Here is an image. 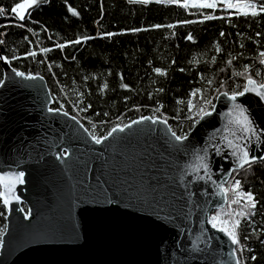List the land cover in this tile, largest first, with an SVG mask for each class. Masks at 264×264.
Returning <instances> with one entry per match:
<instances>
[{"label": "water", "instance_id": "1", "mask_svg": "<svg viewBox=\"0 0 264 264\" xmlns=\"http://www.w3.org/2000/svg\"><path fill=\"white\" fill-rule=\"evenodd\" d=\"M4 57L0 173L25 175L9 193L0 264H235L237 246L210 216L227 206L233 173L249 167H238L236 146L264 162V96L219 94L183 142L169 122L145 120L98 145L54 111L43 76L19 77ZM240 109L254 132L239 130Z\"/></svg>", "mask_w": 264, "mask_h": 264}, {"label": "trees", "instance_id": "2", "mask_svg": "<svg viewBox=\"0 0 264 264\" xmlns=\"http://www.w3.org/2000/svg\"><path fill=\"white\" fill-rule=\"evenodd\" d=\"M17 2L23 0H0L5 10L0 15V53L15 69L43 76L53 96L52 108L76 116L98 136L149 116L167 119L178 135H188L201 107L210 112L219 94L243 90L246 76L235 73L244 72L245 65L251 66L254 79L264 81V12L245 16L232 9L184 8L161 0H40L20 21L10 11ZM209 14L221 18L205 20ZM77 39L81 42L72 43ZM235 181L240 188L233 191ZM225 190L228 204L212 212L210 220L227 219L228 214L240 219L241 264H264V162L234 172ZM247 192L257 201L254 214H248L244 199L232 203L238 193ZM7 214L0 198V239Z\"/></svg>", "mask_w": 264, "mask_h": 264}, {"label": "snow or ice", "instance_id": "3", "mask_svg": "<svg viewBox=\"0 0 264 264\" xmlns=\"http://www.w3.org/2000/svg\"><path fill=\"white\" fill-rule=\"evenodd\" d=\"M40 2V0H23V2H17L15 3V5L11 8V13L14 14L16 16V18L20 21H24L27 17L25 15L26 11L30 8H32L33 6L37 5ZM129 2L131 3H143V4H147L150 2V0H129ZM156 2H160V0H156ZM168 3H176L184 8H196V9H212V10H216L218 7L221 8L222 10H229V9H236V14H243L245 16L247 15H252V16H257L260 13L264 12V0H258L259 2V9L257 10V0H249V2H245L243 4V8L244 9H251V11H241V9L237 8V5L234 4L232 2V0H167ZM5 13V10L3 8H0V15H3ZM74 14H78L75 13V10H73ZM28 16H30V12L28 13ZM216 18H221V17H217L214 14H209V15H205L204 19L208 20V19H216ZM195 21H185L184 23H194ZM23 26V25H21ZM154 27H161L160 25H156ZM168 27H175V25H168ZM108 35H112V34H108ZM221 35H224V33H221ZM259 35V34H258ZM84 39H89V37H85ZM187 39L191 40L192 36L189 35L187 37ZM81 41L79 39H77L76 41H73L72 43H80ZM0 43H3V40H0ZM59 47L63 48L64 45H58ZM243 45H241L242 47ZM219 50V49H218ZM42 51H49V49H43ZM28 55L31 56H36L37 53L36 52H30L28 53ZM260 63L264 64V52L260 53ZM3 59H5L7 61V58L4 57ZM229 64H231V60L228 61ZM251 66L250 65H245L244 66V72H237L235 73V75L238 76H246V84L243 86V90L241 91H233L230 99L235 101L237 96H242L244 95L246 92H257L258 95L264 96V91H257L258 89L264 90V81L258 82L256 79L253 78V76L251 74H249V68ZM182 70V69H181ZM155 71L160 74V75H166L165 72H163L161 69L157 68L155 69ZM15 74L19 77L22 78H26L29 80L32 79H36V76H33L31 74H28L26 76V74L24 72H15ZM256 75H259V73L257 72ZM40 79H42V77H40ZM3 85V81H0V86ZM105 87H107V85H105ZM124 87H127V85H124ZM239 87V85L237 86ZM162 91V89L160 90ZM199 91V90H197ZM197 92H193L192 96H196ZM223 95L228 96V93L225 92L223 93ZM201 99H203V97H201ZM205 104H208L209 101L205 100L204 101ZM63 106H61L62 108ZM88 107H91L90 105ZM192 107H195L194 105ZM214 107V106H213ZM86 110V109H84ZM49 111H53V109H49ZM54 111L56 112H60L61 109H55ZM241 115L236 119L235 123L238 126L239 130L242 133H249V132H254V130L251 128L250 126V121L248 120L247 116H245L243 114L244 110L240 109ZM201 113L203 115H209L210 113L206 112L205 109L203 107H201L199 109V111H197L196 115L200 116L201 118H203V116L201 115ZM63 114L65 116H68L69 113L67 111L63 112ZM191 118V117H190ZM71 119L73 121H76L77 123H79V121L77 120L76 116H71ZM148 120L151 121L153 124L155 123H163L164 125L168 124L167 119H158V118H153L151 116L149 117H141L139 120H133L131 121V123L129 124H125L123 127H113L111 128L110 131L107 132V134L103 135V136H98L94 133H89L91 139L96 143V144H102L104 143L106 140H108L110 137L113 136L114 133L116 132H124L125 129L131 128L133 125L135 124H139L142 123L143 121ZM197 123L199 121H196ZM81 127H83V125H81ZM85 132H88V129L85 128L84 129ZM168 131L171 133V136L174 138L175 141L177 142H183L184 140H186L188 138L187 134L184 135H178L175 131H172L171 128H168ZM228 146L232 147V141L228 142ZM236 148L238 149L237 151H233V155L234 156H238V167L243 168L245 165L251 167V165L253 163L256 162L257 159H261L255 156H252L250 154V151L247 150L246 148H243L239 145L236 146ZM67 151V150H65ZM63 154H59L58 158H60V156H62ZM201 161L204 160V157H200ZM200 167H203L205 169V171H207V164L206 163H201ZM24 172H2L0 173V187H2L3 189H5V191H0V198H3V203L8 206L11 203V200L9 199V193H11L12 195H14V188H15V183H24ZM240 188V181H235V185L234 188L232 189L233 191L238 190ZM227 191V190H226ZM245 198L247 201V204L245 205L248 209H249V213L248 214H254L251 213L252 209H255L257 201L255 200V197L253 196V194L251 192H247V193H238V198L234 199L232 201V203H239V198ZM17 200L19 199L18 197H15ZM31 215V212L29 211L28 213H26V218L29 217ZM238 216L240 214H237ZM247 215V214H245ZM211 225L213 228H218L219 231L224 232L228 235V237L231 240V243L233 245L238 246L230 255H232L235 258V264H241V259L239 257H237L236 253L237 252H242L243 251V245L241 244V240H240V235H239V226H240V219H232V215L228 214V218L227 219H221V217L219 216H213L211 217ZM3 245V240L0 239V246ZM252 259H255V257H252Z\"/></svg>", "mask_w": 264, "mask_h": 264}, {"label": "rangeland", "instance_id": "4", "mask_svg": "<svg viewBox=\"0 0 264 264\" xmlns=\"http://www.w3.org/2000/svg\"><path fill=\"white\" fill-rule=\"evenodd\" d=\"M234 4H236L237 5V8H239V9H241V7H242V4H240V3H234ZM232 10H235L236 11V9H232ZM29 11V9L26 11V13ZM25 13V14H26ZM65 112V111H64ZM233 188H234V186H233ZM241 199H244L245 201H246V199L245 198H242L241 197ZM247 202V201H246Z\"/></svg>", "mask_w": 264, "mask_h": 264}, {"label": "built area", "instance_id": "5", "mask_svg": "<svg viewBox=\"0 0 264 264\" xmlns=\"http://www.w3.org/2000/svg\"><path fill=\"white\" fill-rule=\"evenodd\" d=\"M161 1H167V0H161ZM249 2V1H248ZM245 2H243V3H240V4H242V6H243V4H244ZM259 9V7L257 6V10ZM251 11V9H244L243 7H241V11Z\"/></svg>", "mask_w": 264, "mask_h": 264}]
</instances>
